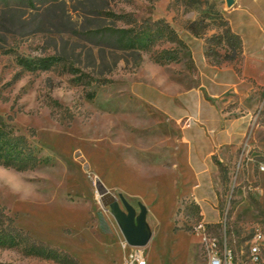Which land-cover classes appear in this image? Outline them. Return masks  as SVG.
I'll list each match as a JSON object with an SVG mask.
<instances>
[{
    "label": "rangeland",
    "instance_id": "374dc122",
    "mask_svg": "<svg viewBox=\"0 0 264 264\" xmlns=\"http://www.w3.org/2000/svg\"><path fill=\"white\" fill-rule=\"evenodd\" d=\"M242 1L263 7L258 1L257 5L254 0ZM55 2L42 10L10 8L15 0H0V116L27 137L38 160L24 170L0 165V207L15 228L56 250L58 257L28 254L21 245H0V262L122 264L124 238L109 205L102 204L97 179L120 209L124 210L121 199L135 213L139 206L146 209L149 238L142 246L146 264H205L193 228L201 215L190 192L193 181L180 122L166 118L131 92L130 84L137 78L130 64L117 59L108 72L105 62L111 64L110 57L102 64L93 62L88 54L91 44L79 33L129 27L124 23L127 17L137 22L161 18L173 28L174 36L170 38L166 30L154 35L141 51L142 58L154 61L173 48L178 59L187 58L189 67V47L196 52L203 46L208 59L220 64L233 56L237 46L224 40L228 24L223 11L232 4L227 6L225 0ZM84 9L98 14L84 16ZM190 22L196 36L185 29ZM52 56L59 61L40 66L43 58ZM64 66H72L75 74ZM152 72L145 67L141 76ZM87 92L93 96L87 97ZM250 124V129L256 127L249 149L237 150L231 164L217 165L214 191L197 194L217 249L224 244L236 264H244L253 233L260 230L264 236V169L260 168L264 95Z\"/></svg>",
    "mask_w": 264,
    "mask_h": 264
},
{
    "label": "crops",
    "instance_id": "0c3cea01",
    "mask_svg": "<svg viewBox=\"0 0 264 264\" xmlns=\"http://www.w3.org/2000/svg\"><path fill=\"white\" fill-rule=\"evenodd\" d=\"M257 1L262 8L233 0L223 11L230 31L240 39L236 56L216 64L206 56L205 47L196 52L189 47V67L181 56L163 64L143 57L132 74L137 80L130 84L131 92L166 118L180 122L193 181L190 192L201 219L205 211L197 194L214 191L217 165H229L237 150L249 149L255 131L250 120L264 95V0H254L256 5ZM145 67L152 74L141 76Z\"/></svg>",
    "mask_w": 264,
    "mask_h": 264
},
{
    "label": "trees",
    "instance_id": "16d2710c",
    "mask_svg": "<svg viewBox=\"0 0 264 264\" xmlns=\"http://www.w3.org/2000/svg\"><path fill=\"white\" fill-rule=\"evenodd\" d=\"M94 1V0H85ZM55 0H15V3L8 4V6L15 9H41L48 10L49 7L55 5ZM89 6H97L90 4ZM85 15L98 14L96 10H81ZM61 13H63L61 9ZM129 27H103L95 30L80 32V37L87 39L91 44L88 49L89 56L94 61H99L100 64L106 60V57L111 58V64L105 62L107 71H111L117 59H122L124 64H130L135 70L141 60V51L146 49L147 40H150L154 35L161 36L162 32L167 31L170 38L174 36V30L171 28L164 19L148 20L142 19L137 22L131 17H127L124 21ZM193 22L188 23L185 29L192 35H197V30L193 27ZM154 26V27H152ZM78 35V34H77ZM79 37V35H78ZM220 40V38H219ZM224 40L236 42L237 46L233 48V56L238 54L240 49L239 37L230 31L226 26L224 30ZM93 49L94 52H93ZM118 54L120 56H118ZM178 51L171 49L162 51L160 55L154 57V61L163 64L165 62L177 61ZM227 56L226 58H232ZM60 58L52 56L50 58H43L40 66L45 68L55 63L54 61ZM20 62L28 66L25 60L19 59ZM64 69L67 72L75 74L76 70L72 66ZM80 75V74H79ZM79 77V76H78ZM87 97H92L93 92H87ZM35 150L27 137L16 132L8 119L0 116V165L10 167L16 170H24L32 168L37 163ZM0 245L2 246H17L21 245L24 251L28 254H34L44 258H57L58 252L40 242H35L27 234H24L20 229H17L12 224V219L5 215L3 208L0 207ZM0 264H8L2 263Z\"/></svg>",
    "mask_w": 264,
    "mask_h": 264
},
{
    "label": "built area",
    "instance_id": "2783aa9c",
    "mask_svg": "<svg viewBox=\"0 0 264 264\" xmlns=\"http://www.w3.org/2000/svg\"><path fill=\"white\" fill-rule=\"evenodd\" d=\"M260 168L264 169V165L260 164ZM207 225L204 219H200L193 226L201 241L205 264H236L233 262L230 250L224 244L221 249H217V240L210 235ZM123 247L122 264H146L142 247L128 245L125 240ZM244 258V264H264V236L260 230H256L248 240Z\"/></svg>",
    "mask_w": 264,
    "mask_h": 264
},
{
    "label": "water",
    "instance_id": "95a60500",
    "mask_svg": "<svg viewBox=\"0 0 264 264\" xmlns=\"http://www.w3.org/2000/svg\"><path fill=\"white\" fill-rule=\"evenodd\" d=\"M233 0H225L227 6H230ZM95 185L101 195L103 205H109L110 212L117 221L122 236L126 243L131 246H144L149 238V231L145 222L146 209L139 206V210L135 213V209L126 200L121 199L124 210L120 209L116 198L108 192L96 179Z\"/></svg>",
    "mask_w": 264,
    "mask_h": 264
}]
</instances>
